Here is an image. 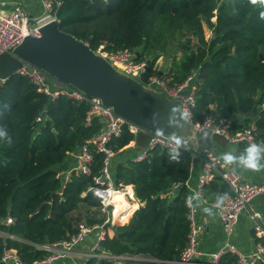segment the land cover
Instances as JSON below:
<instances>
[{
	"label": "trees",
	"instance_id": "16d2710c",
	"mask_svg": "<svg viewBox=\"0 0 264 264\" xmlns=\"http://www.w3.org/2000/svg\"><path fill=\"white\" fill-rule=\"evenodd\" d=\"M56 1L61 32L94 52L106 44L109 53H134L138 62H149L144 81L158 74L163 55L173 58L166 73L172 85L198 72L194 125L208 116H224L237 133L254 123L256 139L264 143V7L249 0ZM205 26L212 32L208 41ZM182 32L197 44L188 37L181 56L172 55L171 37ZM257 106L263 108L251 116ZM90 109L87 101L53 100L20 74L0 84V264L7 250L16 251L24 264L43 261L49 254L37 246L68 241L81 224H105L101 201L90 192L103 175L105 155L90 146L89 175L74 170L64 181L58 169L102 130L98 120L86 126ZM134 140L125 126L108 147L121 153ZM194 153L202 155L193 148L179 153L157 148L143 161L117 165L115 185L131 186L139 206L126 199L134 210L120 225H106L114 234L102 241L101 253L129 258L121 264H177L182 259L190 234L186 197ZM203 195L209 202H224L232 191L216 175ZM223 262L237 259L227 256ZM86 264L117 263L94 258Z\"/></svg>",
	"mask_w": 264,
	"mask_h": 264
},
{
	"label": "built area",
	"instance_id": "2783aa9c",
	"mask_svg": "<svg viewBox=\"0 0 264 264\" xmlns=\"http://www.w3.org/2000/svg\"><path fill=\"white\" fill-rule=\"evenodd\" d=\"M41 1L44 5V12L39 17H31L21 4H16L10 12H0V56L12 53L27 37H41V28L44 25L52 21L59 22L57 8L60 6V3L56 0ZM105 48L106 44H103L95 53L106 58L117 70L138 80L144 86L164 92L169 99L181 102L183 113L192 122V110L195 108L198 100L197 91L200 82L198 72H193L180 85H172L170 78L165 74H156L144 81L143 77L147 72L148 62H138L136 55L130 51L109 53L104 51ZM17 74L27 77L37 88L38 92L49 96L53 100L60 96H65L70 99L89 102L91 109L86 118V126H91L94 120L100 121L103 125L102 130L79 149L77 171L85 175L90 174V165L93 160L90 146H95L99 152L105 155L103 175L96 179L95 185L90 188V192L101 201L100 212L103 216H106L105 224L94 226L81 224L79 226V233L72 239L55 244L37 246L38 250L45 251L49 255L45 260L34 264H54L60 260L75 256L77 249L92 235H95L93 244L89 251L83 255L81 264H86L89 259L94 258L114 260L117 264H121V261L129 258L115 257L105 252L101 253V243L113 231L111 228L107 229L106 225L117 226V224H121L123 217L127 214L125 213L121 215L122 217L120 216L126 208H118L115 202L116 197L122 196L130 200L134 197V192L131 186L118 188L115 185L111 173V163L116 153L108 147V144L113 139L121 136L125 126H128L130 131L135 135V139L141 129L116 115L112 108L105 107L100 99L88 98L71 86L62 85L61 87H57L54 79L36 67L25 65ZM38 120L41 119L39 118ZM193 126L197 131L210 129L224 136L228 142L233 144H247L249 146L252 143H256L264 147V143L256 139V126L254 123L243 131L233 133L231 121L227 117L208 116L204 118L202 124H193ZM157 148L179 153L181 151H190L193 147L190 139L153 135L149 146L137 156L136 161L145 160L147 153ZM195 159L200 160L202 170L195 196L188 195L186 197V206L189 211L188 219L190 222L189 242L183 252L182 259L177 264H195L202 256L197 246L199 234L203 231L204 226L199 224L197 220L196 200H200L203 204H208L214 208L224 233L222 247L217 252L206 255L205 264H228L223 262L227 256L236 258L237 262L235 264L264 263V217L259 212L251 213L254 233L260 240L256 251L251 255H245L237 249L232 241L235 227L241 214L249 209L250 204L255 199L264 196V179L261 183L243 181L238 171L225 168L222 159L210 150L202 152V155L194 153ZM262 162L264 164V159H262ZM216 175L221 177L232 191V195L224 202H209L203 195V187ZM178 188L176 186L175 190ZM7 224H12V220L9 219ZM0 235H2L1 232ZM11 238L14 237L11 236ZM2 262L4 264H24L14 250H7Z\"/></svg>",
	"mask_w": 264,
	"mask_h": 264
},
{
	"label": "water",
	"instance_id": "95a60500",
	"mask_svg": "<svg viewBox=\"0 0 264 264\" xmlns=\"http://www.w3.org/2000/svg\"><path fill=\"white\" fill-rule=\"evenodd\" d=\"M59 26L58 21H52L41 28V37H27L12 53L1 55L0 84L25 65L36 67L54 79L57 87L71 86L88 98L100 99L105 107L141 129L135 139L138 152L149 146L153 135L190 139L192 145H200L199 152L211 149L216 156L213 142H228L210 129L197 131L183 113L181 102L123 74L88 44L61 32Z\"/></svg>",
	"mask_w": 264,
	"mask_h": 264
},
{
	"label": "crops",
	"instance_id": "0c3cea01",
	"mask_svg": "<svg viewBox=\"0 0 264 264\" xmlns=\"http://www.w3.org/2000/svg\"><path fill=\"white\" fill-rule=\"evenodd\" d=\"M16 4H21L25 10L29 13L31 17H39L44 12V5L41 0H0V12H10L13 10ZM173 58L169 55H163L159 58L156 64V70L158 74H165L171 67ZM200 84V82H199ZM263 106H257L253 115L257 117L260 109ZM224 139L225 137L222 136ZM216 148L217 156L222 159L223 155L227 152H231L237 158H239L242 154L245 153V149L248 147L247 144H233L230 142H226L225 140L220 141V145L213 142L212 145ZM193 149L197 152L200 148V145H192ZM205 149L201 152H204ZM199 152V153H201ZM141 152H138L136 148V143L133 141L128 149L121 153L115 154L111 163V173L114 176L117 165L119 164H127L131 160H136L137 156ZM78 152L71 156V158L58 167L61 177L64 181H67L71 178L74 170H77L78 160H77ZM223 161V159H222ZM224 163V161H223ZM261 163L263 164L262 160ZM225 168L235 169L239 172L243 181L248 183H261L264 179V170L253 172L251 170H246L243 166L238 162H235L230 165H226L224 163ZM202 165L200 160L195 159L193 161L191 172L189 176V180L187 182L188 195L195 196L198 185H199V177L201 174ZM133 189V188H132ZM121 199L122 196H117ZM227 198H224L226 200ZM132 201V205H138L135 196L129 200ZM129 206V205H128ZM197 209V220L198 223L203 225V231L199 234V242H198V250L201 252L202 256L197 260L195 264H205L206 263V255L217 252L223 245L224 242V233L222 229L221 222L219 221L217 212L214 208L208 204H203L200 200H196L195 203ZM130 207V206H129ZM131 210H134L130 207ZM252 212H259L264 217V196L255 199L249 206V209L243 212L239 218V221L235 227L234 235H233V244L237 247V249L245 255H251L257 249L260 240L256 237L254 233V224L251 219ZM114 231L110 232L112 236ZM94 236H90L84 244H82L77 249V254L70 258L60 260L55 262L54 264H81L83 261V255L86 254L90 247L93 244Z\"/></svg>",
	"mask_w": 264,
	"mask_h": 264
},
{
	"label": "clouds",
	"instance_id": "9594fccd",
	"mask_svg": "<svg viewBox=\"0 0 264 264\" xmlns=\"http://www.w3.org/2000/svg\"><path fill=\"white\" fill-rule=\"evenodd\" d=\"M249 3L252 5L259 4L264 7V0H249ZM260 18L264 19V11L260 13ZM2 135H4V133L0 132V136ZM222 159L226 165L233 164L238 160V162L246 170L258 172L264 170V164L261 163V160L264 159V147H261L256 143H252L245 149V153L239 158L231 152H227L223 155Z\"/></svg>",
	"mask_w": 264,
	"mask_h": 264
},
{
	"label": "rangeland",
	"instance_id": "374dc122",
	"mask_svg": "<svg viewBox=\"0 0 264 264\" xmlns=\"http://www.w3.org/2000/svg\"><path fill=\"white\" fill-rule=\"evenodd\" d=\"M188 37L191 39L193 44H197V39L193 38L189 32L178 33V34L174 35L173 37H171L170 45H171L172 55L181 56L182 45L186 42ZM211 37H212V32L205 26V38H206V40L207 41L210 40ZM130 202L132 204V201H130Z\"/></svg>",
	"mask_w": 264,
	"mask_h": 264
},
{
	"label": "bare ground",
	"instance_id": "6f19581e",
	"mask_svg": "<svg viewBox=\"0 0 264 264\" xmlns=\"http://www.w3.org/2000/svg\"><path fill=\"white\" fill-rule=\"evenodd\" d=\"M115 200H116L115 201L116 204L118 205V208L125 207V208H129L128 210H131L130 207L128 206L127 200L124 197L122 199L120 197H116Z\"/></svg>",
	"mask_w": 264,
	"mask_h": 264
}]
</instances>
